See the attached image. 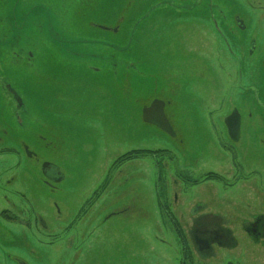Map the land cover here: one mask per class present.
Wrapping results in <instances>:
<instances>
[{
  "label": "rangeland",
  "instance_id": "rangeland-1",
  "mask_svg": "<svg viewBox=\"0 0 264 264\" xmlns=\"http://www.w3.org/2000/svg\"><path fill=\"white\" fill-rule=\"evenodd\" d=\"M3 1L0 111L17 108L12 95L3 98L1 81L7 79L23 97L24 121L37 133L36 139L25 130L21 135L37 157L23 155L21 146L19 154L3 153L13 139L0 133V264H178L193 250V217L208 212L224 216L237 240L208 264H264V243L243 230L244 222L264 215V87L249 68L264 63V0H88L96 2L95 12L85 8L86 22L69 36L93 41L82 48L101 72L112 68L115 55L118 74L129 65V100L121 77L114 83L81 66L68 71L62 34L13 33L19 7L9 0L13 11L4 16ZM77 1H67L66 14L79 10ZM234 17L246 29L231 35ZM121 18L114 39L132 36L123 50L95 42H108L110 33L86 28ZM3 39L31 45L24 52L33 53V64L20 58L15 64L14 49ZM252 39L258 43L252 57L235 52L249 63L242 84L259 86L262 109H249L251 95L241 89L237 60L224 45ZM155 94L175 101L176 109H165L173 134L155 122V111L151 119L144 116L141 105ZM234 110L242 124L237 144L225 128ZM144 150L154 152L134 157ZM46 163L62 178L45 176ZM207 172L224 179L194 183ZM191 254L186 260L193 264Z\"/></svg>",
  "mask_w": 264,
  "mask_h": 264
},
{
  "label": "flooded vegetation",
  "instance_id": "flooded-vegetation-1",
  "mask_svg": "<svg viewBox=\"0 0 264 264\" xmlns=\"http://www.w3.org/2000/svg\"><path fill=\"white\" fill-rule=\"evenodd\" d=\"M67 1L64 0L62 2H55L54 0H14L15 8L19 7V12L16 15V11H13L10 9V2L9 0H4L5 8L3 9V15L5 16L6 13L9 14L11 11L15 13V24L11 26L13 28V33L16 35H20V33H39V34H51V33H59L63 36V52H64V58L66 59L68 65V71L69 69H72L74 71L75 67L81 66L84 67V72H87L88 74L93 73H99L100 77H104L107 79H115L114 83L118 79V77H121V92L123 96L129 100L130 95L128 94V85H129V65H126L125 69L121 71V74H118L116 68L119 64V59L116 57L113 59L114 64L109 63V65H112L111 69H105L103 72L100 71V68H97L95 66L89 65L88 58L86 57L87 52L82 48V44L86 42H93L89 40H83L79 41V39H75L73 37H70V34H77V31H79V26L81 23L84 24L86 22V14L85 8H89L90 12L91 10L95 12L94 6L96 2H91L88 0H78V11H75L72 16H69L66 14L67 9ZM213 1V0H208ZM210 5H213L211 3ZM184 13V12H183ZM222 13V12H220ZM11 17H14L11 15ZM224 17H226L224 15ZM2 19H5V17H2ZM8 21H10V15L7 17ZM121 20L123 18L117 20V22L111 26H104L97 23H90L91 26H86L87 29L95 28L99 29L100 31H105L110 33V39L108 42L106 41H95L96 43L104 44L106 48H109L111 51H119L125 49L126 46L129 47V45L132 43V36L127 37L125 41H117L114 39V35H119L121 33ZM1 21V20H0ZM7 21V24L9 23ZM224 23V20H223ZM232 24L234 25V29L232 32H230L231 35H235L236 29L242 33V31H245L246 25L241 18L234 17L232 18ZM10 27V28H11ZM229 27L228 22H226L225 31H222V34L225 35L227 33V29ZM85 28V27H84ZM78 36V35H77ZM2 44L4 47H12L14 49L12 51V57L15 58V64L21 62V59L27 60L26 65H32L34 56L31 52H24V48L29 49L31 45L25 44V47L23 48L21 46V42L15 41L13 44L9 43L7 45L8 41H5L3 39ZM121 42V44L119 43ZM51 41H44L41 42L42 46L51 45ZM236 43V44H235ZM234 45L232 46L229 42H224L226 51L229 53L230 56H233L237 60V78L240 83L241 89H244L248 92V94L251 95L252 104L253 106L249 107V109H262L261 107V98L259 93V86H256L254 84L253 86H246L245 84H242L243 79L245 77L244 71L246 68H248L249 63L246 64V61L242 59L241 55L245 56L248 55L252 57L255 52L257 51V45L258 43L255 41V39H252L248 42H244L242 44H238L240 42L235 41ZM30 44V43H29ZM39 45V46H41ZM132 45V44H131ZM130 45V46H131ZM27 46V47H26ZM244 46V47H242ZM127 47V48H128ZM126 48V49H127ZM17 49V50H15ZM236 49L241 50V55L235 52ZM246 49L247 53L245 54L244 50ZM9 50V49H8ZM24 52V55L21 54ZM26 53V54H25ZM29 53V54H28ZM11 54V53H10ZM22 55V56H21ZM96 55V54H94ZM91 56V55H90ZM93 56V55H92ZM6 58V57H5ZM20 58V59H19ZM20 60V62H17V60ZM6 60V59H5ZM102 59L100 58L99 61ZM8 61V59H7ZM251 62V61H247ZM6 63V62H5ZM14 63V62H13ZM14 65V64H13ZM70 65V66H69ZM113 66L115 70L113 69ZM79 67L78 69L83 72V69ZM250 71L253 76L260 79L261 84H263L264 87V79L261 78L262 74H264V63L263 61L257 60V62H252L250 65ZM33 70V69H32ZM5 76V75H4ZM5 79V77H4ZM8 80L5 79L4 83L1 81V89L2 95H5L3 98H6V93H9L14 97V100L16 102V109H1L0 111V133L4 134L7 139H13L12 145H7L3 153H15L19 154V150L16 148L17 146H21L23 155L29 157V158H36L37 153L34 152V150L31 148V144L22 141V130H25L24 132L30 137V138H37V133L35 130L30 129V124H26V121H24L23 115L27 112V109H22L23 107V97H21L19 94L15 92L13 87L11 85H8ZM242 84V85H241ZM166 87L172 90V87L169 86L167 83ZM261 87V88H263ZM156 89V88H154ZM176 109L175 101L174 99H166L163 98L161 95L157 96V94L152 95L147 99V101L143 102L141 105V109H144V116L146 119H151L150 115H155L157 118L155 119V122L157 124L167 130L169 133L173 134V130L171 128V125L169 123V118L165 114V109L167 108ZM232 109H239V108H232ZM155 111V114L153 113ZM31 118L36 122V119L34 116L31 115ZM24 127V128H23ZM226 133L229 136V139L234 141L235 144L239 143L241 138V130H242V124H241V115L237 110H234L231 115H229L226 119ZM25 136V135H23ZM39 139L42 141H46L47 138L39 135ZM2 138L0 137V141ZM148 155V154H147ZM138 157V156H137ZM213 173V172H207L205 176L202 178L203 180L199 182V180L195 181L194 183H202L203 181L208 180H216L219 181L220 178L224 179L223 175ZM215 175L216 179H211L210 177ZM107 184V182H106ZM201 205L200 207L205 210L207 208L206 204L199 203ZM194 213V211H193ZM173 214V213H172ZM230 223L229 221L224 217L216 214H211L210 212L206 214H200L195 215L192 219V227L189 232V238L191 240L192 246H193V257L194 260L196 259V262L199 261L200 263L205 262V264H208V262L214 260L215 258H218L219 254L218 252L226 253L227 251H230L231 249H234V247L237 246V240L234 237V234L230 230ZM243 230L247 231L249 233L250 239L252 241L254 240L257 243L263 244L264 243V215H257L252 220L246 221L243 224ZM199 240H207L211 243V249L208 252H203L199 249ZM256 243V244H257ZM214 246L218 247V251L214 249ZM192 251L186 250L182 253V255L179 256V262L178 264H191L192 259ZM183 256V260H182ZM187 257H190L189 261L186 260ZM221 259V258H218ZM193 261V264L194 263ZM198 262V263H199ZM227 264H239L233 261L230 262L227 260ZM223 264V263H221Z\"/></svg>",
  "mask_w": 264,
  "mask_h": 264
},
{
  "label": "water",
  "instance_id": "water-1",
  "mask_svg": "<svg viewBox=\"0 0 264 264\" xmlns=\"http://www.w3.org/2000/svg\"><path fill=\"white\" fill-rule=\"evenodd\" d=\"M43 173L45 174V176H49V175H53L54 177H59L60 174L57 171V168L55 166H53L52 164L46 163L43 167ZM62 177L60 176V179ZM60 179H57L58 181ZM199 249L203 252H208L211 249V243L208 242L207 240H199Z\"/></svg>",
  "mask_w": 264,
  "mask_h": 264
},
{
  "label": "trees",
  "instance_id": "trees-1",
  "mask_svg": "<svg viewBox=\"0 0 264 264\" xmlns=\"http://www.w3.org/2000/svg\"><path fill=\"white\" fill-rule=\"evenodd\" d=\"M154 151H150V150H144V151H137V152H133V154L135 155L134 157H137V156H140V155H144V154H152ZM128 158H130V157H127L126 159H128ZM160 204V203H159ZM160 206H161V204H160ZM161 209H163L162 208V206H161ZM163 211H164V209H163ZM164 214H166V212L164 211ZM165 216V215H164ZM167 219V221H169L170 219H168V218H166ZM170 223V222H169Z\"/></svg>",
  "mask_w": 264,
  "mask_h": 264
}]
</instances>
